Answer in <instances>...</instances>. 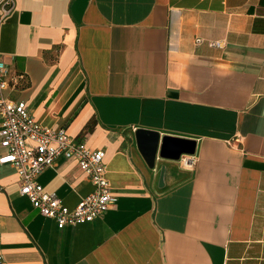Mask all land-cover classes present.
I'll use <instances>...</instances> for the list:
<instances>
[{
	"label": "crops",
	"instance_id": "crops-1",
	"mask_svg": "<svg viewBox=\"0 0 264 264\" xmlns=\"http://www.w3.org/2000/svg\"><path fill=\"white\" fill-rule=\"evenodd\" d=\"M0 60L118 198L61 230L0 166L4 264H264V0H16ZM39 182L69 208L93 191L73 160Z\"/></svg>",
	"mask_w": 264,
	"mask_h": 264
},
{
	"label": "built area",
	"instance_id": "built-area-1",
	"mask_svg": "<svg viewBox=\"0 0 264 264\" xmlns=\"http://www.w3.org/2000/svg\"><path fill=\"white\" fill-rule=\"evenodd\" d=\"M16 0H0V23L13 13ZM24 76L10 77L6 62L0 60V166L17 171L21 195L45 218L54 220L59 229L94 222L118 202L106 176L103 149L91 150L65 130L42 126L30 113L25 101L11 94ZM76 161L93 185V191L75 208L66 206L56 194L46 192L39 182L41 174L57 160ZM0 264H4L0 240Z\"/></svg>",
	"mask_w": 264,
	"mask_h": 264
},
{
	"label": "water",
	"instance_id": "water-1",
	"mask_svg": "<svg viewBox=\"0 0 264 264\" xmlns=\"http://www.w3.org/2000/svg\"><path fill=\"white\" fill-rule=\"evenodd\" d=\"M146 135H154V134L152 132H147V131H144V130H139L137 132V136H138L139 139L144 138V136H146ZM156 148H157L156 143H154V145L149 147L147 155L149 156L150 161L154 160L155 153H156Z\"/></svg>",
	"mask_w": 264,
	"mask_h": 264
}]
</instances>
